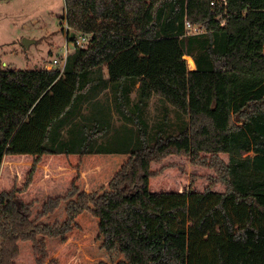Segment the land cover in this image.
Here are the masks:
<instances>
[{
	"label": "trees",
	"instance_id": "1",
	"mask_svg": "<svg viewBox=\"0 0 264 264\" xmlns=\"http://www.w3.org/2000/svg\"><path fill=\"white\" fill-rule=\"evenodd\" d=\"M63 2L67 28L90 38L63 72L0 70V166L4 156H30L32 170L43 156L127 159L107 192L73 189L61 222L31 221L20 191L7 194L0 264H17L23 245L35 264H57L45 239L64 241L82 213L132 202L154 176L134 174L139 162L170 155L213 168L225 189L149 192L145 208L134 206L139 238L164 242L146 264L164 262L168 242L181 237L185 264H264V0H227L225 8L210 0ZM184 21L205 33L186 35Z\"/></svg>",
	"mask_w": 264,
	"mask_h": 264
},
{
	"label": "rangeland",
	"instance_id": "2",
	"mask_svg": "<svg viewBox=\"0 0 264 264\" xmlns=\"http://www.w3.org/2000/svg\"><path fill=\"white\" fill-rule=\"evenodd\" d=\"M76 33L68 30L63 0L0 1V70H51L52 60L72 49ZM188 67V61L184 57ZM194 67L192 62L191 68ZM150 105V109H152ZM201 157L209 155L201 154ZM222 163L227 156L218 155ZM127 156H43L32 170L30 156H4L0 166V200L13 190L30 205L31 221L53 223L64 219L65 199L73 189L105 193L108 183L121 169ZM148 170L154 176L132 202L100 212L97 217L82 213L66 239L44 240L48 260L57 264H146L156 261L164 244L139 238L140 217L133 207L145 208V196L155 192L212 190L222 193L213 168L193 165L186 157L170 155L159 163L140 161L134 171ZM29 181V184H27ZM26 184V189L21 190ZM58 208L47 218V205ZM102 222L103 229L99 228ZM110 241V242H109ZM185 238L168 242L167 257L160 264H185ZM109 242L108 244H104ZM17 264H35L30 245H23Z\"/></svg>",
	"mask_w": 264,
	"mask_h": 264
},
{
	"label": "built area",
	"instance_id": "3",
	"mask_svg": "<svg viewBox=\"0 0 264 264\" xmlns=\"http://www.w3.org/2000/svg\"><path fill=\"white\" fill-rule=\"evenodd\" d=\"M209 5L211 7H220L225 8L227 6V0H210ZM224 25V22L221 24V26ZM70 30L69 28H67ZM184 31L186 35H192L197 36L205 33V30L202 26H194L189 21H184ZM90 36L84 35V34H77L76 40L72 42V49H68L66 47L64 54L62 57L52 60L50 62V66L52 68L58 69L60 72H63L65 67V61L66 57L73 53L76 47L83 48L86 43H88Z\"/></svg>",
	"mask_w": 264,
	"mask_h": 264
},
{
	"label": "crops",
	"instance_id": "4",
	"mask_svg": "<svg viewBox=\"0 0 264 264\" xmlns=\"http://www.w3.org/2000/svg\"><path fill=\"white\" fill-rule=\"evenodd\" d=\"M188 59H189V57H187ZM191 59V58H190ZM193 62V61H192ZM190 70H193L194 69V67L193 68H189ZM53 240H56V239H53ZM53 240H50V239H48V241H53ZM18 260V259H17Z\"/></svg>",
	"mask_w": 264,
	"mask_h": 264
},
{
	"label": "bare ground",
	"instance_id": "5",
	"mask_svg": "<svg viewBox=\"0 0 264 264\" xmlns=\"http://www.w3.org/2000/svg\"><path fill=\"white\" fill-rule=\"evenodd\" d=\"M188 64L190 65V67L192 66V62L191 61H188Z\"/></svg>",
	"mask_w": 264,
	"mask_h": 264
}]
</instances>
